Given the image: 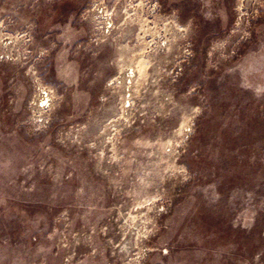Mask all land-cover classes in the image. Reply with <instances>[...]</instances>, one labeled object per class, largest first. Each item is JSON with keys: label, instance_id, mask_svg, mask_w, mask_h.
I'll return each instance as SVG.
<instances>
[{"label": "rangeland", "instance_id": "obj_1", "mask_svg": "<svg viewBox=\"0 0 264 264\" xmlns=\"http://www.w3.org/2000/svg\"><path fill=\"white\" fill-rule=\"evenodd\" d=\"M0 264H264V0H0Z\"/></svg>", "mask_w": 264, "mask_h": 264}]
</instances>
